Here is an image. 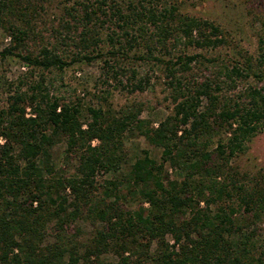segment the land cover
Here are the masks:
<instances>
[{
  "label": "trees",
  "instance_id": "16d2710c",
  "mask_svg": "<svg viewBox=\"0 0 264 264\" xmlns=\"http://www.w3.org/2000/svg\"><path fill=\"white\" fill-rule=\"evenodd\" d=\"M38 1L0 0V22L13 42L0 54L22 48L15 54L27 62L29 74L43 70L25 90L19 84L0 108L5 138L0 143V264H264L258 224L264 219V177L239 172L232 163L264 127V88L248 84L231 92L235 78L244 75L239 66L223 65L213 76L201 77L193 66L199 53L169 56L163 69L172 111L157 126L139 117L136 104L126 103L118 114L111 106L87 105L90 120L82 127V104L52 95L44 73L102 56L99 23L112 19L121 32L106 36L114 46L103 58V80L111 78L129 92L142 90L149 77H137L134 67L117 60L122 45L116 41L123 38L130 48L141 39L147 54L156 49L169 54L178 44L224 43L218 27L207 18L177 13L174 6L158 8L153 0H129L125 6L117 0H76L66 8L73 22H62L69 32H60L63 42L79 49L67 61L52 45L28 46L37 36L29 23ZM260 41L262 63L264 36ZM127 71L125 79L120 77ZM26 106L32 115H25ZM125 133L144 134L161 147V160L144 149L125 173L97 181V170L114 164L104 145ZM58 135L78 152V175L55 172L49 148ZM93 138L99 143L92 144ZM165 162L181 178L171 176ZM78 216L98 223L85 240L77 238L78 228L60 233ZM51 221L57 232L47 240ZM104 252L115 258L101 257Z\"/></svg>",
  "mask_w": 264,
  "mask_h": 264
},
{
  "label": "rangeland",
  "instance_id": "374dc122",
  "mask_svg": "<svg viewBox=\"0 0 264 264\" xmlns=\"http://www.w3.org/2000/svg\"><path fill=\"white\" fill-rule=\"evenodd\" d=\"M93 1L95 0H89V2ZM117 1L125 6L129 0ZM153 3L158 8L174 6L177 13L209 19L218 27L219 35L224 36V43L214 47L178 44L171 49L169 54L161 51L162 49H156L151 56L147 54L146 46L141 39L138 44L129 48L126 40L121 38L120 43L115 42L116 46L122 45L119 54L115 55L117 60H120L119 62L127 68L134 67L138 72L137 77H149V84L144 89L129 92L121 84L114 85L111 78L107 81L103 80V58L110 56L108 50L114 46L106 40V36L112 34L115 37V32L120 33L121 29L114 25L112 19H106L102 24L99 23L102 38L99 46H101L102 56L92 60L75 59L62 69L52 67V69L44 71L46 83L52 95H57L63 100L79 101L82 104L80 115L82 127H86L87 121L90 120V116L85 110L87 105L96 104L103 108L111 106L112 110L118 114L117 110L126 103L136 104L140 108L139 117L150 126H157L171 113L173 105L165 84L164 61L169 56H175L180 52L199 53L193 66L194 72L201 77L213 76L223 65L239 66L244 75L235 78L236 81L230 89L231 92H237L248 84L264 88V61L259 62L260 39L264 36V0H153ZM37 4H39L37 11L29 23V27L34 29L37 36L35 39L29 40L28 46L37 50L39 45H52L69 61L79 49L71 41L63 42L60 32L64 33L65 30L69 32L62 26V22L64 19L73 22V17L66 12V8L70 9V6H76V0H40ZM9 11L14 12V10ZM7 15L14 16L8 12ZM70 33L74 34L75 31L70 30ZM12 44L7 25L2 21L0 22V50ZM262 45L264 46V42ZM12 50L10 54L4 56L0 54V108L6 106L9 95L18 89L19 84H21L20 90H25L30 79L36 78L43 71L38 67L35 68L34 74L30 75V67L27 62L15 54L18 51L23 52V49L17 47ZM121 51H126L127 54L121 55ZM155 56H159L161 59L157 60ZM77 70L82 71L80 75L76 73ZM128 73L130 71L121 74L120 77L125 79ZM25 115H32L29 106L25 107ZM4 140V136L0 135V143ZM98 143L99 139H92V144ZM107 147L110 151L111 162L114 164L109 169L99 168L97 170L96 180L99 182L105 178H115L119 174L125 173L135 158L142 155L144 149L148 150L149 154L157 160H161V147L149 142L144 134L129 135L125 133L104 145L105 149ZM49 150L55 172L64 176L78 175V152L69 150L62 135L54 137ZM232 163L235 166L233 169L239 172L244 171L247 175L264 177V127L247 142L244 152L234 156ZM164 166L171 176L181 178L177 168L168 162H165ZM66 192L68 199H71L72 194L68 188H66ZM136 203H138V199H134L130 204L135 206ZM201 205L204 203L201 202ZM245 216L247 215L245 214ZM52 222L49 223L46 230L47 240H53L57 232L52 227ZM258 222L264 233V219ZM97 224L83 216H78L60 233L67 235L74 233L78 228L77 238L85 240L91 235ZM101 257L113 259L115 255L111 252H104Z\"/></svg>",
  "mask_w": 264,
  "mask_h": 264
},
{
  "label": "built area",
  "instance_id": "2783aa9c",
  "mask_svg": "<svg viewBox=\"0 0 264 264\" xmlns=\"http://www.w3.org/2000/svg\"><path fill=\"white\" fill-rule=\"evenodd\" d=\"M81 72H82L81 70H77V71H76V73H77L78 75H80Z\"/></svg>",
  "mask_w": 264,
  "mask_h": 264
}]
</instances>
